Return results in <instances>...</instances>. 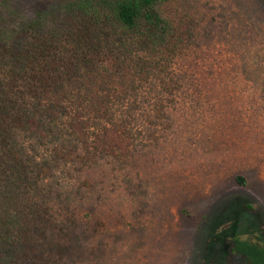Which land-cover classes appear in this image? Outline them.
I'll return each mask as SVG.
<instances>
[{"label": "rangeland", "instance_id": "rangeland-1", "mask_svg": "<svg viewBox=\"0 0 264 264\" xmlns=\"http://www.w3.org/2000/svg\"><path fill=\"white\" fill-rule=\"evenodd\" d=\"M66 1L0 0V37ZM170 8L183 30L170 59L104 29L115 72L70 74L82 81L46 137L13 132L42 186L41 264H249L231 239L264 247V0Z\"/></svg>", "mask_w": 264, "mask_h": 264}, {"label": "trees", "instance_id": "trees-1", "mask_svg": "<svg viewBox=\"0 0 264 264\" xmlns=\"http://www.w3.org/2000/svg\"><path fill=\"white\" fill-rule=\"evenodd\" d=\"M173 1L67 0L0 37V264H41L35 256L34 229L39 227L34 224L42 220L35 204L42 186L22 165L13 132L46 137V130L39 131L59 121L69 90L82 81L70 79V74L83 72L91 84L96 76L106 80L115 72L116 59L101 54L104 29L116 33L121 47L130 52L170 59L183 36L170 8ZM237 181L243 183L240 177ZM226 223L235 226L233 220ZM231 246L227 253L239 254L249 264H264L260 244L236 236Z\"/></svg>", "mask_w": 264, "mask_h": 264}]
</instances>
